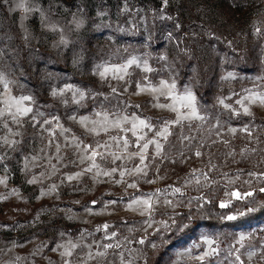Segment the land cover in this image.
Here are the masks:
<instances>
[{"label": "rangeland", "instance_id": "1", "mask_svg": "<svg viewBox=\"0 0 264 264\" xmlns=\"http://www.w3.org/2000/svg\"><path fill=\"white\" fill-rule=\"evenodd\" d=\"M167 16L176 17L172 30L163 32ZM181 46L191 52L168 56ZM192 55L198 65L177 83ZM133 57L137 64L129 65L123 80L100 77L104 66ZM245 60L253 71L226 67ZM144 61L154 71L145 72ZM0 72L15 81L13 96L34 97L33 112L18 124L0 118L7 124L0 127V138L17 142L0 143V264H223L217 262L221 250L228 264H264V220L226 231L222 245L196 221L200 203L215 210L230 201L222 213L228 217L264 199V103H237L250 92L264 94V0H0ZM199 79L208 85L206 105L194 90ZM161 80H174L178 93L189 88L202 117L169 124L166 139L155 133L176 113L153 105L171 99L137 87H159ZM66 85L84 91V99L76 103L72 92L51 94ZM97 112L107 113L109 124L137 116L154 127L144 129L140 143L118 128L89 132L95 127L91 122L100 119ZM81 117L88 118L84 124ZM154 138L162 146L159 155L149 144L141 163L133 154ZM97 144L108 147L96 148L104 155L96 157L97 168L85 171L92 161L81 160L90 155L84 145ZM137 166L143 171L136 173ZM233 192L253 195L236 199ZM148 195L150 214L128 207ZM171 219L189 225L185 245L176 241L184 229L163 237L157 232L161 221ZM105 224L109 227L101 229ZM104 244L119 247L104 249ZM210 248L214 255L197 259ZM66 251L72 255H62Z\"/></svg>", "mask_w": 264, "mask_h": 264}, {"label": "snow or ice", "instance_id": "2", "mask_svg": "<svg viewBox=\"0 0 264 264\" xmlns=\"http://www.w3.org/2000/svg\"><path fill=\"white\" fill-rule=\"evenodd\" d=\"M168 0H165V3H167ZM79 26V24H77ZM260 29H257V32H259ZM63 42V41H62ZM137 64V58L133 57L129 59L125 64L122 65H111V66H104L102 71H99V75L101 78L107 77L109 74H112L113 78L115 79H120L123 80L124 76L127 74V69L129 65H136ZM100 66H97L99 69ZM143 70L145 72H152L154 71L152 68H150L147 64V61H144L143 63ZM232 74L230 73L229 76ZM147 79V77H145ZM15 83V81H11L7 78V76L3 73L0 72V118L4 117H10L11 121L13 123H19V118L20 117H25L28 116L29 113L33 112V108L31 107L32 102L34 101V97L30 95H25V96H13L12 95V89L11 86ZM137 87L139 91L141 92H151L153 94H159L162 96H167L171 99V103L169 104H154V107H160V108H167L172 112L176 113V119L175 120H169L165 121L162 127H159L158 131L155 133L156 136L167 138V136L170 134L169 133V124H180L182 121L186 119H202L198 115L197 111V106H196V97L192 94L191 90L187 87L185 89L178 93L176 90V83L175 81H166V80H161L159 82V87L152 86L150 83L147 86H143L141 84H137ZM66 92H72L73 93V99L76 103H79L82 101L85 97V92L80 90L79 88H75L72 85H66L64 88L60 89L58 92L53 91L51 94L53 96H62ZM112 92H116V89L113 88ZM78 97V99H77ZM248 100L249 102H256L259 100L261 103H264V94L261 93H251L249 96L242 98L241 100H238L237 103L243 105L244 101ZM220 103L223 104V100L220 101ZM225 108H229L230 105L225 104ZM181 108L185 109L186 111H181ZM245 114L249 113V109L247 107H244L243 109ZM36 115H42L41 113H36ZM96 116L99 117L100 119L97 121H92L91 123L95 125V127L88 129L89 132L95 133L97 131V128H99L100 131H107L109 127L111 128H118L123 131H131L133 136L137 137V143H140V141H143L145 139V136L142 134L144 129H147L148 131H152L154 125L152 122L148 119H140L137 116H133L131 119L127 116H121L118 119H115L114 121L109 124L108 120V114L107 113H101L97 112ZM33 119H35V116H33ZM56 117H53V120H56ZM73 119H75L73 117ZM87 117H81L80 122L81 124H84L85 121H87ZM52 121L45 120L44 124H51ZM131 124V128L125 127V125ZM0 127H7L6 123H0ZM58 129H60L62 132L68 131L67 129H63L62 125H57ZM47 130V129H45ZM232 131H235V129H232ZM138 133H141L138 135ZM14 135L16 133H13ZM112 140L119 141L117 140V137H111ZM121 140H123L124 147L127 148L128 141L127 139L121 137ZM73 142L76 143L77 149L80 148V143L76 142V138H73ZM0 143L6 144L9 147H11L13 144L17 143L16 141H10L7 139V137L0 138ZM149 144H154L156 148V154L159 155L162 146L160 143L154 138L151 140H147L146 143H143L142 147L140 148V151L138 153H134L133 155H138L140 157L141 163H143L145 159L144 153L147 152L148 145ZM101 147H108V145H100L97 144L95 148L89 146V145H84V151L86 153L90 152V155H84L81 157V160H90L92 161L91 165L89 166L88 169H85V171H91L92 168H97L98 165L95 163L96 157L101 156L103 157L104 153L96 151V148H101ZM57 151H59V146H57ZM199 155V153H197ZM115 159H119V157H114ZM0 159H3V157H0ZM116 169L113 168L112 172H115ZM143 171V168L137 166L135 169L136 173H140ZM82 173H76V176L81 175ZM104 175H110L111 173L109 172H104ZM121 176L125 175V172L120 173ZM250 175H253L250 173ZM74 176H69L68 179L72 180L74 179ZM2 182V181H0ZM34 181H29V183H33ZM119 182V181H118ZM130 187H134V185H129ZM55 187V186H53ZM174 191L179 192V189H175ZM261 192H264V188L260 189ZM252 192H247L244 194L238 193V192H233L231 193L232 197H235L236 199H244L245 197H250L252 196ZM95 203V201H93ZM114 203V202H113ZM168 203H171L170 201ZM230 203V201L226 202H221L220 207L224 208L227 207V204ZM133 206H138L142 207V212L141 215H144L145 213H151L153 210V205H152V196L148 195L147 198H136L133 199L132 202L128 205L129 208H133ZM249 212L254 211V209H249ZM239 215H244V213H239ZM228 220H234L237 217L236 216H228L226 217ZM161 228L157 229V232L163 237L165 232H172L176 230H183L189 225L183 224V223H178L177 220L171 219L169 221H161ZM109 226L107 224L100 226L101 229H107ZM99 230V229H98ZM115 233H112V236H115ZM107 238V237H106ZM244 237L241 236V240H243ZM206 243H211V241H205ZM139 243L143 244L144 240H140ZM156 245L154 244L153 247ZM73 248L76 246L73 245ZM104 249H109L113 247H119L118 244L113 245V244H104L102 245ZM216 253V249L210 248L209 251L205 252L204 255L197 257V259L203 261L206 257L212 256ZM62 255H72L71 251H66L62 253ZM106 255V252H97L95 256L98 257H103ZM89 258H95L92 253H89ZM239 257H237V260ZM67 264V262H66Z\"/></svg>", "mask_w": 264, "mask_h": 264}, {"label": "trees", "instance_id": "3", "mask_svg": "<svg viewBox=\"0 0 264 264\" xmlns=\"http://www.w3.org/2000/svg\"><path fill=\"white\" fill-rule=\"evenodd\" d=\"M169 17V16H167ZM176 16H173L172 18L169 17V22H166V24H164V26H162L163 32L166 30L167 32L171 31L172 28L171 26H173L174 22V18ZM155 29V28H154ZM14 31V29L12 30ZM152 45H154V47H156L159 43H155V37H153L151 40ZM251 47H247L245 48V50H247V54L250 53ZM192 47H188L185 46L184 48L181 49L177 48L175 49V51L173 52L174 54H169L168 56H175V57H179L180 55L184 56L187 55L188 53L191 52ZM242 51L244 49H241ZM235 54H233V56H238L239 54L237 52H234ZM185 59V58H184ZM198 62L195 60V56L192 55L190 57L189 60H187L185 62V66H183L182 69H186V72L180 71L179 76L177 77V83H181V81H184L185 78L190 77V71L192 72V67L197 66ZM226 67H231V68H235V69H242V70H246V71H253L254 69V65L252 64V62L249 61H243V62H228V64H226ZM164 73V72H162ZM194 90L196 92V95L198 96L199 100L201 101L200 105H206L209 103V95H208V85L204 83V79H199L198 81L195 82L194 84ZM228 122L232 123L233 120H229ZM209 204V203H208ZM255 208L254 211L252 212H245L244 215H236V219L234 220H228L223 214L224 211H228L229 208L228 207H220V206H215V210H213V208H210L209 205H207V203H200L199 205V211H200V216L196 221H200V225L202 226V228H204L206 230V233L209 235H213V237L219 239V245L223 244L224 238L221 237L224 235V233L228 230H237V229H245L247 227H252L254 226L253 224L255 222H260L264 220V199L261 200L259 203H257L256 206H254ZM217 210V211H216ZM223 213V214H222ZM222 214V216H221ZM201 217V218H200ZM186 232H190L188 229H184L182 231V233L178 236H176L178 238V240H176L177 242H179L181 245H185L187 240V237H185ZM218 235H217V234ZM176 238V239H177ZM223 251L221 250L220 255H221V259L217 260V262L219 263H223V264H228L227 258L223 256ZM216 260V259H215Z\"/></svg>", "mask_w": 264, "mask_h": 264}]
</instances>
